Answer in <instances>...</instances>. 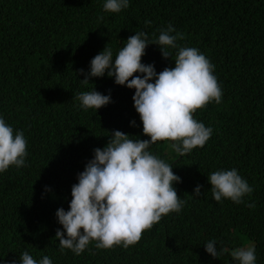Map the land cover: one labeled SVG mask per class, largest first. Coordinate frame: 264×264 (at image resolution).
Returning a JSON list of instances; mask_svg holds the SVG:
<instances>
[{
    "label": "trees",
    "instance_id": "trees-1",
    "mask_svg": "<svg viewBox=\"0 0 264 264\" xmlns=\"http://www.w3.org/2000/svg\"><path fill=\"white\" fill-rule=\"evenodd\" d=\"M104 2L0 0V117L27 141L25 165L0 172V264H20L25 251L52 264H238L230 252L245 245L255 249V264H264V0H129L119 13L105 12ZM169 24L184 35L179 46L209 59L223 92L219 104L193 114L213 130L203 147L183 156L170 141L150 147L180 177L174 187L185 204L127 248L99 249L92 241L80 255L62 252L56 212L69 210L72 186L94 149L117 130L150 139L134 108V89L107 74L85 86L80 70L89 72L105 46L114 59L136 32L152 41ZM169 51L175 57L177 50ZM142 63L157 73L175 65L154 44ZM93 89L111 102L84 110L75 95ZM233 168L253 192L239 204L215 201L207 176ZM198 185L201 194L194 195ZM213 239L218 251H229L213 258L204 246Z\"/></svg>",
    "mask_w": 264,
    "mask_h": 264
},
{
    "label": "clouds",
    "instance_id": "clouds-1",
    "mask_svg": "<svg viewBox=\"0 0 264 264\" xmlns=\"http://www.w3.org/2000/svg\"><path fill=\"white\" fill-rule=\"evenodd\" d=\"M129 7V0H105V12L119 13ZM148 23V22H146ZM175 33V34H173ZM183 33L169 24L160 30L158 38L149 41L141 31L130 36L113 59L111 48H105L90 61V71L83 72L80 82L87 86L91 77H114L117 85L134 89V108L143 125V134L150 139H132L129 134L114 131L106 146L94 149V158L78 174V183L71 189L69 210L56 212L63 231L57 229L60 250L69 249L80 255L90 242L99 249L116 245L127 248L137 243L145 230H150L162 216L179 213L185 201L180 198L174 183L180 182L173 167L150 151L158 141H170L179 155L203 147L212 135V128L194 119L193 114L210 102L219 104L223 95L209 59L195 47L179 46ZM149 44L159 46L162 57L172 58L174 67L159 73L154 65L142 63ZM107 45V44H106ZM169 49H176L175 57ZM141 75H135V74ZM79 106L96 111L111 102L110 95L96 90L75 95ZM135 125V121H132ZM27 141L23 131L14 129L0 117V172L10 166L25 165ZM208 181L215 201L230 199L239 204L253 192L238 171L217 170ZM201 194V186L194 195ZM248 207H254L249 204ZM66 233V238H65ZM205 250L213 258L227 253L217 250L215 239L207 241ZM238 264H255V249L251 246L231 250ZM20 264H52L48 256L37 261L27 251L19 257Z\"/></svg>",
    "mask_w": 264,
    "mask_h": 264
},
{
    "label": "rangeland",
    "instance_id": "rangeland-1",
    "mask_svg": "<svg viewBox=\"0 0 264 264\" xmlns=\"http://www.w3.org/2000/svg\"><path fill=\"white\" fill-rule=\"evenodd\" d=\"M251 246V245H245L244 247ZM252 247V246H251Z\"/></svg>",
    "mask_w": 264,
    "mask_h": 264
}]
</instances>
